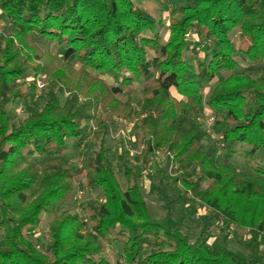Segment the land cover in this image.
<instances>
[{
    "label": "trees",
    "instance_id": "trees-1",
    "mask_svg": "<svg viewBox=\"0 0 264 264\" xmlns=\"http://www.w3.org/2000/svg\"><path fill=\"white\" fill-rule=\"evenodd\" d=\"M179 2L181 16L172 20L165 40L158 20L132 0H0L8 21L0 33V264H111L107 248L116 243L124 252L117 264H261L255 248L246 258L231 249L229 239L213 246L209 241L211 221L246 229L254 238L264 235V163L256 159H264V0ZM235 30L246 47L231 38ZM38 38L65 49L64 59L41 49ZM205 44L203 60L185 58L186 51H201ZM241 57L258 70L243 67ZM71 58L83 69L72 68ZM223 71L231 74L206 102L205 84ZM30 77H45L47 99L42 106L28 105L21 122H14L9 106L37 90L32 83L24 92ZM149 77L155 84L144 87L136 111L132 96L120 99L131 94L122 87ZM62 92L69 93L65 101ZM209 110L226 151L223 162L202 143L196 119ZM111 117L136 118L146 165L163 152L166 163L177 166L174 179L159 171V193L181 184L211 210L195 241L152 216L139 173L122 156L123 189L107 147ZM90 138L99 147L80 173L87 170L86 188L101 192L105 201L88 203L82 221L62 210L76 188L67 153L70 142L81 147ZM239 145L249 148L247 170L231 161ZM43 214L53 218L47 252L28 238Z\"/></svg>",
    "mask_w": 264,
    "mask_h": 264
},
{
    "label": "rangeland",
    "instance_id": "rangeland-1",
    "mask_svg": "<svg viewBox=\"0 0 264 264\" xmlns=\"http://www.w3.org/2000/svg\"><path fill=\"white\" fill-rule=\"evenodd\" d=\"M137 6L145 9L151 15H153L159 22V31L165 40L169 37V26L174 19L180 18V7L184 4L179 2V0H132ZM8 29V21L2 16L0 11V33L6 32ZM189 39L193 40V34L188 35ZM231 38L234 40L238 47H246L247 43H244L240 37L239 30H235ZM37 44L45 52L53 51L60 55L63 60L65 56V49L60 48L56 43L49 42L43 39H37ZM209 47L205 44L201 47V51L198 50L196 46L195 50L186 51L184 56L188 61L195 62L197 60H203L205 56V51ZM200 52L197 56L196 52ZM71 67L74 69H83L77 64L75 58H71ZM240 62L243 67L250 68L253 70H258L256 67L251 66L245 58L241 57ZM237 72L239 69L236 70ZM230 72L223 71L217 74V76L211 82L205 84L204 99L207 102L209 99V93L211 90L217 86L219 83L224 81L230 76ZM101 78L108 85H117L113 79L107 75H101ZM38 80H41L45 87L43 91L38 88ZM76 80V79H75ZM26 85L23 86L24 92H27L29 85L36 83L37 90L34 95L28 97L25 100L18 101L17 103L11 104L9 106V111L14 122H21L23 119L25 110L31 103L42 106L44 101L47 99V90L45 84V77L33 78L30 77L25 80ZM154 78H147L141 83H135L131 88L122 87L124 91L128 89L131 94H123L120 99L128 100L132 96L133 108L139 111L142 107L144 101L143 90L147 85H154ZM176 98L181 99L175 89L172 90ZM69 96V93L60 94L63 101ZM79 102H85L84 98L79 97ZM214 117L213 111H207V115ZM207 115L203 114L197 117V122L200 125L204 138L202 143L205 147L213 146L217 150V156L219 161L223 162L226 159V151L222 144L218 141L214 127L216 119L210 124L207 123L205 117ZM106 116H108L106 114ZM110 117V116H109ZM111 132L107 138V147L110 150L109 159L114 165L118 179L123 187L127 188V181L121 171L120 161L121 157L125 158L123 161H127L130 167L138 171L139 173V184L141 186L142 193L146 198L148 208L153 217L159 219L163 226L171 225L182 229L187 235L190 236L192 241L199 238L203 223L206 220L211 219V210L205 208L202 202L195 196V194L186 192L181 184L167 186L164 193L161 194L159 191L162 189L161 186V175L159 171L164 168L165 174L173 179L177 177V166L173 163L167 164L165 159V154L163 152L155 155L153 160L146 165L143 155V146L141 145L142 131H140L136 125V118L120 122L116 117H111ZM146 119V118H145ZM99 143L93 142V139L85 141L81 147L76 146L73 142L69 143V152L67 153L69 157V167L75 176L76 188L73 194L70 196L68 201L62 207V210H69L74 215H77L82 221L86 218L87 210L85 206L88 203H95L97 205H102L104 203L103 194L99 191H92L86 188L85 185V173L81 174L80 170L86 168V160L94 155L96 149H98ZM249 148L243 145L237 147V155L231 161L239 169H249L250 164L245 156ZM46 158H35L32 159L34 162H40ZM258 162L264 163L263 157L256 158ZM171 202V204H169ZM168 204V205H167ZM168 211H170V216L167 219ZM42 223L36 227L28 230V238L33 240L36 245L47 252L49 246L52 243L51 235L49 232V224L52 221V217L46 214L42 215ZM211 234L209 245L213 246L218 242L224 241L226 239L230 240L231 249L242 257H248L249 251L252 248L257 249L260 254L259 261L264 264V235L259 238H254L248 230L239 228L235 225H227L223 221L210 223ZM1 240V237H0ZM151 249L146 247L144 249V255L150 254ZM122 245L116 243L114 245H108L107 255L111 261V264H117L118 257L123 255Z\"/></svg>",
    "mask_w": 264,
    "mask_h": 264
},
{
    "label": "built area",
    "instance_id": "built-area-1",
    "mask_svg": "<svg viewBox=\"0 0 264 264\" xmlns=\"http://www.w3.org/2000/svg\"><path fill=\"white\" fill-rule=\"evenodd\" d=\"M37 84H38L39 90L43 91V89L45 87L44 83L41 80H38ZM204 119H206L207 123H209V124L214 121V117L210 116L209 114Z\"/></svg>",
    "mask_w": 264,
    "mask_h": 264
},
{
    "label": "crops",
    "instance_id": "crops-1",
    "mask_svg": "<svg viewBox=\"0 0 264 264\" xmlns=\"http://www.w3.org/2000/svg\"><path fill=\"white\" fill-rule=\"evenodd\" d=\"M210 94V93H209Z\"/></svg>",
    "mask_w": 264,
    "mask_h": 264
}]
</instances>
